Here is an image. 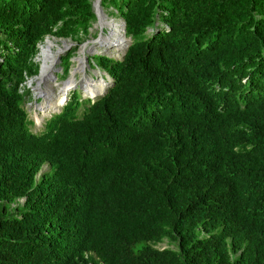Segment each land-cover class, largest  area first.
Instances as JSON below:
<instances>
[{"label":"trees","instance_id":"trees-1","mask_svg":"<svg viewBox=\"0 0 264 264\" xmlns=\"http://www.w3.org/2000/svg\"><path fill=\"white\" fill-rule=\"evenodd\" d=\"M92 1L0 0V264H264V0H100L109 85L31 132L38 46Z\"/></svg>","mask_w":264,"mask_h":264},{"label":"rangeland","instance_id":"rangeland-1","mask_svg":"<svg viewBox=\"0 0 264 264\" xmlns=\"http://www.w3.org/2000/svg\"><path fill=\"white\" fill-rule=\"evenodd\" d=\"M98 9L103 17L102 19L103 22H109V21H114V20H115L114 22H120V27L122 30L121 19L117 15H115L112 7L107 6V5L100 7L99 5ZM86 30H87V34L85 37L84 35L81 34V35H78L79 37L75 39L57 38L54 36H47L45 38V40L50 39L54 41L56 44L58 43L57 45L61 48L60 50L61 53H59L56 59H54L53 68L51 69V72L49 73V75L45 79H43V81H40L41 85H38V81L35 80L41 76L40 65L37 59L38 57V52H37L35 56V62L38 65V71L36 75H34L33 77L25 81V87L28 90L31 98L23 104L24 109L27 114V118L30 119L31 121L28 124V128L31 132L39 133L41 130H43L45 121L50 117V115L56 112L54 111L50 115L46 112H42V113L39 112L40 110L38 109L40 105L42 104V102L44 101V94L41 91L40 92L37 91L38 87H39L38 89H42V90L43 89L45 90L46 88L48 91L51 92L53 100H56V97L59 95L60 87H62V84L69 83L67 94L66 96L63 97L61 103L59 104V106L61 107L65 104L66 100H68L70 96V92L73 90H76L78 92L80 98H89L87 95H89L90 98L92 97V94H89L87 89L84 88L85 83L83 80L85 79V77L88 78L90 76L91 78H93V80H95V83L101 77L105 81L107 80L110 82V79L107 77L105 72L101 71L99 68L93 65L92 60H91L92 56H94L95 54H102V55L105 54L114 59H117L124 52L125 47L128 44V38L124 37L126 39V44H125V47H122V48H116V49H113V48L106 49L105 48L106 49L105 50L103 48L100 49L98 47L97 48L93 47L92 49H89V47L92 44L97 43V41L99 40V38L102 36L103 33H108L110 32V30L105 25L103 24L100 25L98 17L96 18V21L89 24ZM149 32H151L150 29H148V33ZM63 41H65L64 45H62ZM42 43H44V41ZM83 46L84 48L85 47L88 48V51H85V54L82 55L83 56V59H82L83 60L82 61L83 70L76 71L75 69H78V66L75 61L76 59L81 57L80 50ZM52 49H55V46H53ZM38 50H39V46H38ZM68 53H70L69 58L65 60L66 63H63L62 58L65 57ZM60 107H59V110H60ZM45 168L46 166L44 165L42 167V170H45ZM166 246L171 247V245L165 242V240L157 244V247H160V248L166 247Z\"/></svg>","mask_w":264,"mask_h":264},{"label":"bare ground","instance_id":"bare-ground-1","mask_svg":"<svg viewBox=\"0 0 264 264\" xmlns=\"http://www.w3.org/2000/svg\"><path fill=\"white\" fill-rule=\"evenodd\" d=\"M97 17L99 19L100 25L102 24L105 25L110 30V32L103 33L102 36L97 41V43L92 44L89 47V49H92L93 47L94 48L98 47L100 49L101 48L116 49V48L125 47L126 39L124 38L123 31L121 30L120 22H114L115 20L114 21L108 20L109 22H103L102 21L103 17L98 9V6L96 9V18ZM57 44L50 39H46L44 43L39 44L37 59L40 65L41 76L35 79L36 81H38V85H41L40 81H43V79H45L49 75V73L51 72V69L53 68L54 59H56L57 55L61 53L60 52L61 48ZM64 44H65V41L62 42V45ZM53 46H55V49H52ZM85 51H88V48L86 47L84 48L83 46L80 50L81 57H79L75 61L78 66V69H75L76 71L83 70L82 68L83 56L82 55L85 54ZM83 81L85 83L84 88L87 89L89 94H92L91 99H94L95 97L101 95V93H103L106 90L107 86L109 85V82L102 79V77L99 80H97L96 83H95V80H93V78H91L90 76L88 78L85 77ZM68 84L69 83L62 84V87H60V92H59V95L56 97V100H53L51 92L48 91L46 88L45 90L44 89L42 90V89H38L39 88L38 87L37 91L39 92L41 91L44 94V101L42 102V104L40 105L38 109L40 110L39 112L41 113L46 112L50 115L52 114V112L59 110V107H60L59 104L61 103L63 97L66 96L67 94ZM87 96L90 97L89 95Z\"/></svg>","mask_w":264,"mask_h":264},{"label":"water","instance_id":"water-1","mask_svg":"<svg viewBox=\"0 0 264 264\" xmlns=\"http://www.w3.org/2000/svg\"><path fill=\"white\" fill-rule=\"evenodd\" d=\"M99 2H100V0H93L92 1V7H93V10H94V13H95V17H96V9H97V6H99ZM121 26H122V31L124 32V24L122 22H121ZM129 40L130 39L128 38V41ZM44 41H45V39H44Z\"/></svg>","mask_w":264,"mask_h":264},{"label":"clouds","instance_id":"clouds-1","mask_svg":"<svg viewBox=\"0 0 264 264\" xmlns=\"http://www.w3.org/2000/svg\"><path fill=\"white\" fill-rule=\"evenodd\" d=\"M123 35H124V32H123ZM125 37V36H124ZM44 166V165H43ZM46 169V168H45ZM43 171V170H42ZM88 264H91V263H88Z\"/></svg>","mask_w":264,"mask_h":264}]
</instances>
